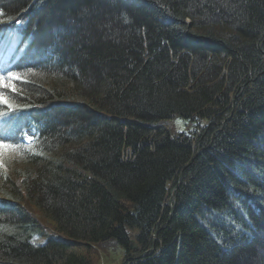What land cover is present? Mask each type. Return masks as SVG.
Instances as JSON below:
<instances>
[{"label":"trees","instance_id":"obj_1","mask_svg":"<svg viewBox=\"0 0 264 264\" xmlns=\"http://www.w3.org/2000/svg\"><path fill=\"white\" fill-rule=\"evenodd\" d=\"M0 16L22 77L0 110L41 134L0 157V264H96L111 240L123 264H264V0H0ZM175 117L191 130L171 135Z\"/></svg>","mask_w":264,"mask_h":264},{"label":"rangeland","instance_id":"obj_2","mask_svg":"<svg viewBox=\"0 0 264 264\" xmlns=\"http://www.w3.org/2000/svg\"><path fill=\"white\" fill-rule=\"evenodd\" d=\"M5 80L7 81V79H5ZM6 90H11V89L5 88V92L0 90V96H2L3 98H6V96H7ZM54 110L57 111L56 109H54ZM52 112L53 111H51L50 113H52ZM167 126L170 130L171 135H173V136H176L181 132H188L192 128V124L190 122H186L184 119H182L180 117H175L172 120L168 121ZM7 151H8V149H6V148H3V151H1V148H0V157L2 155H6L7 157H9L8 160H10V159L12 160L13 157H15L18 160H21V157L18 154H13V153H10ZM10 156H12V157H10ZM12 162H15V161L12 160ZM16 164H18V162ZM1 170H2V167L0 166V171ZM44 242H45V240L41 237H38V236L34 237V239H33V243L35 245H40ZM98 249H99L100 253H99V258H98V261L96 262V264H123L125 259H126L125 258V248L121 247V245L116 240H111L105 246L98 247ZM263 251H264V247L260 250V252H261L260 254L264 258ZM241 264H244V263H241Z\"/></svg>","mask_w":264,"mask_h":264},{"label":"snow or ice","instance_id":"obj_3","mask_svg":"<svg viewBox=\"0 0 264 264\" xmlns=\"http://www.w3.org/2000/svg\"><path fill=\"white\" fill-rule=\"evenodd\" d=\"M22 80V77L18 74L9 72L7 74V81L5 80L4 75L0 74V88H8L11 90H16V81ZM0 104H6L10 109H12V105L9 103L8 100L4 99L0 96ZM18 110V109H13ZM3 114H0L2 116Z\"/></svg>","mask_w":264,"mask_h":264},{"label":"water","instance_id":"obj_4","mask_svg":"<svg viewBox=\"0 0 264 264\" xmlns=\"http://www.w3.org/2000/svg\"><path fill=\"white\" fill-rule=\"evenodd\" d=\"M130 248H131V249H136V248H137V244L135 243L134 239L131 240V246H130ZM130 259H131V257H128V258L124 261V263L127 262V261L130 260Z\"/></svg>","mask_w":264,"mask_h":264},{"label":"bare ground","instance_id":"obj_5","mask_svg":"<svg viewBox=\"0 0 264 264\" xmlns=\"http://www.w3.org/2000/svg\"><path fill=\"white\" fill-rule=\"evenodd\" d=\"M231 188V187H230Z\"/></svg>","mask_w":264,"mask_h":264}]
</instances>
